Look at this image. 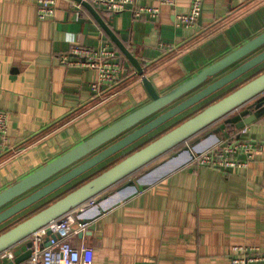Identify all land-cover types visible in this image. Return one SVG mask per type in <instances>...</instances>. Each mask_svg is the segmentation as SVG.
I'll return each mask as SVG.
<instances>
[{
	"label": "crops",
	"instance_id": "0c3cea01",
	"mask_svg": "<svg viewBox=\"0 0 264 264\" xmlns=\"http://www.w3.org/2000/svg\"><path fill=\"white\" fill-rule=\"evenodd\" d=\"M37 1L0 0V110L9 113L10 145L21 149L0 157V192L151 101L142 78L88 10L82 8L78 16L74 0H57L55 17L42 21ZM137 2L159 7V17L137 18L132 10L101 16L142 61L161 95L264 32V0H204L200 19L188 28L177 27L176 16L189 13L192 0H176L174 7L161 5V0ZM103 40L118 50L129 75L119 87L104 91L106 99L91 89L97 70L60 62L74 45L98 46ZM161 43L173 46V51L160 49ZM182 117L43 200L8 227L119 163ZM250 133L264 139V122L252 124ZM167 168L145 176V188L137 194L106 200L112 207L122 202L96 219L84 236L72 237L75 245L93 248L92 264H230L234 247L264 252V146L242 171L188 163L148 184ZM74 214L77 219V211ZM1 229L0 233L5 230Z\"/></svg>",
	"mask_w": 264,
	"mask_h": 264
},
{
	"label": "water",
	"instance_id": "95a60500",
	"mask_svg": "<svg viewBox=\"0 0 264 264\" xmlns=\"http://www.w3.org/2000/svg\"><path fill=\"white\" fill-rule=\"evenodd\" d=\"M74 1L93 15L117 46L118 54H123L136 76L142 78L151 101L1 191L0 228H3L1 230L70 183L100 168L110 159L124 153L137 142L179 119L190 110H195L197 106L218 93L224 90L225 92L219 99L195 110L189 117H182L180 123L158 135L119 163L95 174L83 185L1 232L0 264L27 262L31 256L30 239L35 232L90 203L88 208L78 212L72 229L77 230L80 225H87L93 229L95 220L103 213L145 188L141 183L145 176L168 167L165 172L148 183L151 184L169 172L187 165L195 156L229 137L233 131L264 119V32L196 76L161 95L146 76L142 61L111 29L109 23L102 18L101 11L88 1ZM236 82H238L236 87L228 88ZM204 140H208V143L201 147ZM167 155L168 158L159 161ZM127 190L131 192L124 196L123 193ZM118 195H122V200H117L113 207L104 203L112 196ZM80 236H84V232H81ZM59 237L60 235L49 233L48 240ZM9 253L12 254V258L9 257Z\"/></svg>",
	"mask_w": 264,
	"mask_h": 264
},
{
	"label": "built area",
	"instance_id": "2783aa9c",
	"mask_svg": "<svg viewBox=\"0 0 264 264\" xmlns=\"http://www.w3.org/2000/svg\"><path fill=\"white\" fill-rule=\"evenodd\" d=\"M101 12L113 14L132 10L137 18L149 17L156 20L160 8L139 5L137 0H85ZM204 0H192L189 13L176 16L177 27H192L201 17ZM57 0H38L37 12L40 20L52 19L56 15ZM161 5L174 7L176 0H161ZM77 15H81L82 6L75 3ZM159 48L165 52L173 51V46L161 43ZM61 64L68 67H80L98 71V79L91 84L95 96L106 99V93L119 87L128 76L127 67L118 59L117 50L108 40L98 46L74 45L68 53L60 57ZM250 126L246 125L234 131L229 137L215 143L211 148L195 156L190 164L197 167H208L220 171H242L255 161L257 152L264 146V139L251 137ZM21 149L14 148L9 142V113L0 110V157L10 153H19ZM91 205V203L89 204ZM85 206L77 210H84ZM74 212L51 222L35 232L31 256L26 264H92L93 248L85 244L80 246L72 242V237L79 235L88 228L80 225L73 230L76 223ZM49 233L59 238H49ZM12 258V254L9 253ZM230 264H264V252L257 247H234Z\"/></svg>",
	"mask_w": 264,
	"mask_h": 264
},
{
	"label": "trees",
	"instance_id": "16d2710c",
	"mask_svg": "<svg viewBox=\"0 0 264 264\" xmlns=\"http://www.w3.org/2000/svg\"><path fill=\"white\" fill-rule=\"evenodd\" d=\"M117 50V49H116ZM118 51V50H117ZM121 58L124 60V56H121ZM123 64V63H122ZM129 76V75H128ZM127 76V77H128ZM261 122H264V119L261 120ZM234 132V131H233ZM169 156V155H168Z\"/></svg>",
	"mask_w": 264,
	"mask_h": 264
},
{
	"label": "rangeland",
	"instance_id": "374dc122",
	"mask_svg": "<svg viewBox=\"0 0 264 264\" xmlns=\"http://www.w3.org/2000/svg\"><path fill=\"white\" fill-rule=\"evenodd\" d=\"M221 96H222V95H220L219 97H221ZM194 113H195V112H194ZM192 114H193V113H192ZM190 115H191V114H190ZM190 115H189V116H190ZM70 190H71V189H70ZM66 192H67V191H65L64 193H66Z\"/></svg>",
	"mask_w": 264,
	"mask_h": 264
}]
</instances>
